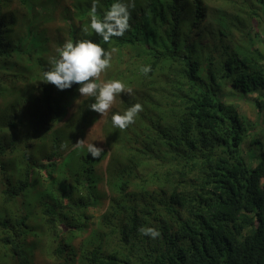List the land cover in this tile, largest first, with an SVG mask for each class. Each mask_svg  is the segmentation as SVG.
I'll return each mask as SVG.
<instances>
[{
	"label": "trees",
	"instance_id": "1",
	"mask_svg": "<svg viewBox=\"0 0 264 264\" xmlns=\"http://www.w3.org/2000/svg\"><path fill=\"white\" fill-rule=\"evenodd\" d=\"M70 1L59 32L41 7L59 1L0 0V264H35L37 250L53 264H264V139L231 99L250 97L264 114L253 41L264 0H181V14L175 0H142L107 44L90 27L93 0ZM116 2L96 0L97 17ZM82 39L114 50L104 78L132 90L107 116L97 159L73 147L99 120L94 97L57 127L80 85L43 79L49 57ZM136 103L135 122L114 127L111 116Z\"/></svg>",
	"mask_w": 264,
	"mask_h": 264
},
{
	"label": "clouds",
	"instance_id": "2",
	"mask_svg": "<svg viewBox=\"0 0 264 264\" xmlns=\"http://www.w3.org/2000/svg\"><path fill=\"white\" fill-rule=\"evenodd\" d=\"M55 1H59V4L55 5L52 3H45L41 7L42 10H44L45 5L47 4L48 9L55 14V18L57 19L54 23H52V25L61 23L60 27H62L59 32H63L66 26L62 20V14L70 16L76 11V8L73 4H71L70 0ZM140 1L142 0H133V3L128 4L117 0L116 3L111 5L107 12L102 14L103 16L101 17L103 18L99 19L97 17V3L96 0H93L92 6L88 5L91 9L89 13L91 29L99 37H101L103 42L106 44L109 43L113 37L124 36L126 31L131 26L133 18L132 10L136 9V11H138L137 4ZM180 1L181 0H175V5L177 12L181 14L183 12L182 7L179 5ZM213 1H218L221 4L223 0ZM138 22L142 26V23L139 20ZM75 24L76 27L80 26L78 22H75ZM88 30L87 26L82 29L85 34L88 33ZM56 51L58 53V58L55 56L49 57V64L51 65V68L43 73L45 83L54 85L61 91L70 89L74 84L80 85L78 92L82 97H94L95 102L92 103L89 108L98 113L99 119L100 114L102 117L106 116L107 118L112 110H116L121 107L117 106L118 102L121 103L119 100L121 96L127 93L131 94L132 90L127 89L121 81H108L104 78L103 72L111 66L112 51L114 50L106 51L100 46V44H97L90 39H82L76 41L75 43H73L72 40H67L63 46L58 48ZM141 70L145 75L152 71L150 66L143 67ZM99 79L101 83H99ZM96 81H98V83H96ZM91 98H89L87 102ZM115 100L116 105L111 108ZM76 103L79 104V100H77ZM142 110V105L136 103L129 107L123 115L115 113L111 116L112 125L116 128L124 130L135 122V117ZM88 137L86 140L82 138V140L77 141L73 144V147L80 149H84L86 147L88 154H91L94 159L100 158L104 152V145L100 148L95 146L94 143H88ZM62 147H66V145H63ZM106 164L107 161L105 162V166ZM100 167L102 168L101 165ZM138 232L144 236H149L152 239H156L160 235V233L152 227H140Z\"/></svg>",
	"mask_w": 264,
	"mask_h": 264
},
{
	"label": "rangeland",
	"instance_id": "3",
	"mask_svg": "<svg viewBox=\"0 0 264 264\" xmlns=\"http://www.w3.org/2000/svg\"><path fill=\"white\" fill-rule=\"evenodd\" d=\"M255 32H256V26L253 27L252 34L255 35ZM263 34L264 33L261 34V40L259 42H256L255 38H253V41H254V46L264 53V35ZM99 81H100V79H99ZM96 83H98V82H96ZM99 83H101V81ZM89 98H91V97H82L80 95V93L78 92L77 96L73 100L74 103H73L72 107L70 108L69 113L65 118V121L58 124L57 127L63 126L64 124H66V122H68L69 119H72L74 117V115L76 116L79 112L81 105L84 102L86 103ZM231 99L233 102L236 103V106L238 108L239 113L241 115L248 117L251 120V122L253 123L254 128L252 130L253 132H252L251 136H256V137L261 136L264 139V114L257 110V108L254 106V104L250 100V97H248L247 99H244L239 95H231ZM77 100H79V104L76 103ZM115 105H116V100L113 103L111 108H113ZM117 106H121V103L118 102ZM105 119H106V116L102 117L100 114L99 121L97 123H95L92 127L86 129L85 133L83 134V139L86 140L90 131L92 130L89 137H88V143H94L95 146L102 148L103 145L105 144V138H104V132H103V125H104ZM248 141H250V138L248 139ZM243 153H244V156L247 158V160L250 163L251 155H250L248 143H246L243 146ZM105 162L106 161H104L101 164L102 170H104L106 167ZM252 165L255 166L256 163L254 162ZM22 201H23V196L20 198V202H22ZM86 236L87 235H84L83 237H86ZM83 237H77L73 241V244L78 246L80 244L81 240L83 239ZM47 254H46V252H43L42 250H37L35 252V259H34L35 264H53V263H55L54 259L51 258Z\"/></svg>",
	"mask_w": 264,
	"mask_h": 264
}]
</instances>
